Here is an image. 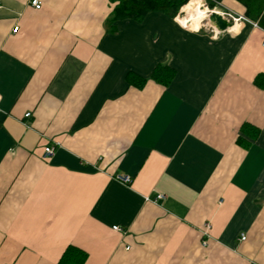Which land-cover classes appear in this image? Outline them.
<instances>
[{"label":"crops","instance_id":"crops-1","mask_svg":"<svg viewBox=\"0 0 264 264\" xmlns=\"http://www.w3.org/2000/svg\"><path fill=\"white\" fill-rule=\"evenodd\" d=\"M38 1L0 0V264H264V0H211L246 20L195 32Z\"/></svg>","mask_w":264,"mask_h":264},{"label":"trees","instance_id":"trees-1","mask_svg":"<svg viewBox=\"0 0 264 264\" xmlns=\"http://www.w3.org/2000/svg\"><path fill=\"white\" fill-rule=\"evenodd\" d=\"M114 2V6L110 11L108 16V22L110 26L113 21L119 19L130 18L135 21H141L144 16L150 11H158L166 14L167 16L173 18L177 15L178 11L180 14L183 12L182 9L185 8L190 3V0H111ZM205 4L208 8H213L214 3L211 0H204ZM244 5L248 6V0H240ZM194 6V5H193ZM261 7V6H260ZM180 9V10H179ZM176 16V17H177ZM250 19L256 20L257 24L261 27H264L262 20H264V12L261 14V17L258 18L257 16H249ZM263 26H262V25ZM113 30V26H111ZM152 79L156 80L157 82L166 85L173 76V71L170 67L166 65L158 64L156 65L151 75ZM126 80L129 84H134L136 86H141L144 82V78H141L132 72H128L126 74ZM264 84V81L260 83V85ZM252 130L250 133L251 137L256 136L258 133V129L251 128L249 125L244 124L241 126L240 130L244 131L245 129ZM238 142H241L240 138H238ZM87 257V253L82 250L81 248L74 246V245H67L64 250L62 251L58 261L56 264H83Z\"/></svg>","mask_w":264,"mask_h":264},{"label":"built area","instance_id":"built-area-1","mask_svg":"<svg viewBox=\"0 0 264 264\" xmlns=\"http://www.w3.org/2000/svg\"><path fill=\"white\" fill-rule=\"evenodd\" d=\"M30 4L33 5L35 8H39L40 7V2L38 0H30ZM211 10H215L217 11L218 13H220L224 18H226L228 21L229 19H231L232 21H236V20H239V19H245V17L243 16H236L235 14H233L232 12L228 11V12H221L215 8H211V9H208V12L209 13ZM252 26H256V22H251ZM17 30V26H14L12 28V31H16ZM262 46H264V42L262 43ZM30 116V112H26L24 113V117H29ZM55 145H58L57 142L55 143H51V144H47L43 147V157H47L49 156L52 152H53V148ZM115 179H117L118 181L124 183V184H127L130 182L131 178L129 175H124V174H120V175H116L115 176ZM162 198V194H157L155 198H152V201H156L158 199ZM208 227V225H206ZM112 229L114 230H120V228L118 226H113ZM245 236L242 234L240 239H244ZM204 243V241H203Z\"/></svg>","mask_w":264,"mask_h":264},{"label":"clouds","instance_id":"clouds-1","mask_svg":"<svg viewBox=\"0 0 264 264\" xmlns=\"http://www.w3.org/2000/svg\"><path fill=\"white\" fill-rule=\"evenodd\" d=\"M203 4V0H190V3L182 9V11H187L189 14L185 19H181L179 16L176 17V22L181 25V27L188 29L189 31H199L201 27V20L206 17L208 12L207 8H204L201 11V7ZM193 5L195 7L193 8ZM189 21H191V26H189ZM235 29H230L229 31H234ZM219 31L216 32V35L212 37V39H217L219 37Z\"/></svg>","mask_w":264,"mask_h":264},{"label":"water","instance_id":"water-1","mask_svg":"<svg viewBox=\"0 0 264 264\" xmlns=\"http://www.w3.org/2000/svg\"><path fill=\"white\" fill-rule=\"evenodd\" d=\"M207 19L216 30L222 31L231 26V22L224 18L220 13L211 10L207 14Z\"/></svg>","mask_w":264,"mask_h":264},{"label":"rangeland","instance_id":"rangeland-1","mask_svg":"<svg viewBox=\"0 0 264 264\" xmlns=\"http://www.w3.org/2000/svg\"><path fill=\"white\" fill-rule=\"evenodd\" d=\"M204 7H207V6H206V4L203 2L202 7H201L200 10L203 11V10H204V9H203ZM209 9H210V8H209ZM185 13H186V11H183V14H182V15L184 16ZM207 14H208V13H207ZM207 14H206V17H205L203 20H201V22H200L201 25H202L206 20H208V19H207Z\"/></svg>","mask_w":264,"mask_h":264},{"label":"bare ground","instance_id":"bare-ground-1","mask_svg":"<svg viewBox=\"0 0 264 264\" xmlns=\"http://www.w3.org/2000/svg\"><path fill=\"white\" fill-rule=\"evenodd\" d=\"M185 7H186V6H185ZM182 14H183V12L180 14L181 17L183 16ZM184 15H185V14H184ZM186 15H187V11H186ZM181 19H182V18H181Z\"/></svg>","mask_w":264,"mask_h":264}]
</instances>
